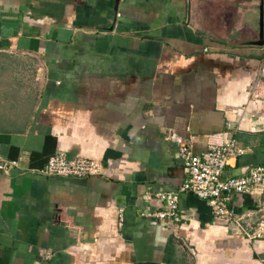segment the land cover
<instances>
[{
	"label": "crops",
	"instance_id": "1",
	"mask_svg": "<svg viewBox=\"0 0 264 264\" xmlns=\"http://www.w3.org/2000/svg\"><path fill=\"white\" fill-rule=\"evenodd\" d=\"M260 7L0 0V156L16 162L0 170V264H264V189L231 202L259 237L187 193L177 219L152 217L187 178L184 140L199 155L227 134L244 149L227 175L264 167ZM15 70L34 94H15ZM60 152L103 173L42 174Z\"/></svg>",
	"mask_w": 264,
	"mask_h": 264
},
{
	"label": "built area",
	"instance_id": "2",
	"mask_svg": "<svg viewBox=\"0 0 264 264\" xmlns=\"http://www.w3.org/2000/svg\"><path fill=\"white\" fill-rule=\"evenodd\" d=\"M191 144L190 139L184 140L178 148V158L186 171V180L175 192L156 194L164 203V208L152 217L161 221L177 219L179 197L187 193L204 201L214 217L226 222L234 220L239 230L248 238L259 237V233L252 234V229L243 225L241 218L235 216L231 202L234 195L264 189V167H252L239 176L227 175L230 162L244 154V149L238 147L235 140L227 134L208 139L206 151L199 155L193 153ZM10 165L16 166V162L0 156V170H5ZM41 173L46 176L86 178L101 175L103 164L95 160L70 158L60 152L47 160Z\"/></svg>",
	"mask_w": 264,
	"mask_h": 264
},
{
	"label": "rangeland",
	"instance_id": "3",
	"mask_svg": "<svg viewBox=\"0 0 264 264\" xmlns=\"http://www.w3.org/2000/svg\"><path fill=\"white\" fill-rule=\"evenodd\" d=\"M12 75H13L14 86H15L14 88L15 94L21 97H25V96L35 93L36 88H31L30 86L31 84L33 86L35 82L32 81L31 83V79L30 80L27 79V82L24 80L26 76L32 77L31 75H33V73L31 72L26 73L25 71L21 73L20 71L15 70L13 71Z\"/></svg>",
	"mask_w": 264,
	"mask_h": 264
},
{
	"label": "water",
	"instance_id": "4",
	"mask_svg": "<svg viewBox=\"0 0 264 264\" xmlns=\"http://www.w3.org/2000/svg\"><path fill=\"white\" fill-rule=\"evenodd\" d=\"M259 12H260V17H259V40L260 41H258V42H260V43H257V44H259V45H261L262 43L261 42H263V38H264V20H263V8L262 7H260V10H259Z\"/></svg>",
	"mask_w": 264,
	"mask_h": 264
},
{
	"label": "trees",
	"instance_id": "5",
	"mask_svg": "<svg viewBox=\"0 0 264 264\" xmlns=\"http://www.w3.org/2000/svg\"><path fill=\"white\" fill-rule=\"evenodd\" d=\"M14 95H15V94H13V96H14ZM15 106H16V105H15ZM15 106H14V107H15Z\"/></svg>",
	"mask_w": 264,
	"mask_h": 264
}]
</instances>
